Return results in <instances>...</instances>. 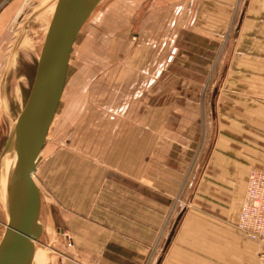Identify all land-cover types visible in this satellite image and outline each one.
<instances>
[{
	"label": "crops",
	"instance_id": "crops-1",
	"mask_svg": "<svg viewBox=\"0 0 264 264\" xmlns=\"http://www.w3.org/2000/svg\"><path fill=\"white\" fill-rule=\"evenodd\" d=\"M150 1L140 20L119 14L112 34L161 78L93 196L82 168L86 206L66 215L69 256L52 264H143L166 223L151 264H264V244L237 227L248 174L264 171V0ZM22 4L0 0V36ZM177 197L186 207L169 216Z\"/></svg>",
	"mask_w": 264,
	"mask_h": 264
},
{
	"label": "rangeland",
	"instance_id": "rangeland-1",
	"mask_svg": "<svg viewBox=\"0 0 264 264\" xmlns=\"http://www.w3.org/2000/svg\"><path fill=\"white\" fill-rule=\"evenodd\" d=\"M56 1L23 0L21 9L0 36V183L5 176L1 160L14 122L28 98ZM150 2L101 0L76 39L65 91L34 174L42 194V234L36 245L43 250L45 264H52L54 257L69 256L68 237L62 230L66 227L68 212L86 206L80 203L87 196L82 168L87 165L93 170L89 175L92 186L88 189V194L93 196L97 181L102 175L106 178V171L119 162L120 156L114 154L115 150L127 144L129 113L143 110L149 90L161 78L158 70L155 75L147 76L146 70L124 58L131 51L130 44L122 43L123 40L112 34L118 30V27L113 29L112 23L119 19V14L126 20H140L146 16ZM222 49L223 40L217 44L215 64L212 63L200 85L199 98L208 91ZM174 93L169 86L170 99ZM2 189L3 182L0 184V240L8 220L7 195ZM161 246V238L153 243L149 253L155 247L153 259Z\"/></svg>",
	"mask_w": 264,
	"mask_h": 264
},
{
	"label": "water",
	"instance_id": "water-1",
	"mask_svg": "<svg viewBox=\"0 0 264 264\" xmlns=\"http://www.w3.org/2000/svg\"><path fill=\"white\" fill-rule=\"evenodd\" d=\"M100 1H56L28 98L6 145L7 148L13 139L15 158L8 220L0 240V264H32L42 234V194L34 174L63 96L74 44Z\"/></svg>",
	"mask_w": 264,
	"mask_h": 264
},
{
	"label": "built area",
	"instance_id": "built-area-1",
	"mask_svg": "<svg viewBox=\"0 0 264 264\" xmlns=\"http://www.w3.org/2000/svg\"><path fill=\"white\" fill-rule=\"evenodd\" d=\"M176 207L185 208L186 204L180 198L171 209L172 215ZM237 227L251 239L264 244V171L252 168L248 174L246 192L243 197L237 221ZM161 238L159 236L158 240ZM143 264H151L155 247Z\"/></svg>",
	"mask_w": 264,
	"mask_h": 264
},
{
	"label": "bare ground",
	"instance_id": "bare-ground-1",
	"mask_svg": "<svg viewBox=\"0 0 264 264\" xmlns=\"http://www.w3.org/2000/svg\"><path fill=\"white\" fill-rule=\"evenodd\" d=\"M15 123H16V120L14 122V126H15ZM14 126L12 129L11 136H13L12 134H13ZM14 154H15L14 142L12 139L10 144L8 145V147L5 149L4 155H3L2 160H1V165H2L1 168L4 169V175H5L4 180L2 179L3 180L2 181L3 182V189L2 190L7 195V197H5L7 218H8V193H9V186H10V177H11L13 162H14V158H15ZM44 261H45V258H44L43 250L38 248V246L36 245V250L34 253L32 264H45Z\"/></svg>",
	"mask_w": 264,
	"mask_h": 264
}]
</instances>
